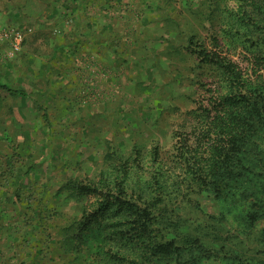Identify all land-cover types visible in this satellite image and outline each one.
Instances as JSON below:
<instances>
[{
    "label": "rangeland",
    "instance_id": "rangeland-1",
    "mask_svg": "<svg viewBox=\"0 0 264 264\" xmlns=\"http://www.w3.org/2000/svg\"><path fill=\"white\" fill-rule=\"evenodd\" d=\"M75 2L0 0V83L28 93L0 90V264H75L66 226L97 196L75 197L67 181L97 179L107 154L138 143L179 173L177 197H198L205 222L218 217L234 235L235 252L193 264H264V121L222 103L224 68L195 50L264 82V33L249 24L264 18V0ZM7 28L22 33L18 46ZM242 136L252 160L235 166L236 180L216 163L218 196L205 185L191 193L186 170L197 153L212 158L206 142L225 154L231 143V155Z\"/></svg>",
    "mask_w": 264,
    "mask_h": 264
},
{
    "label": "trees",
    "instance_id": "trees-1",
    "mask_svg": "<svg viewBox=\"0 0 264 264\" xmlns=\"http://www.w3.org/2000/svg\"><path fill=\"white\" fill-rule=\"evenodd\" d=\"M249 24L264 33V18ZM195 50L203 60L207 57L216 60L224 68L229 92L221 98L222 103L240 101L241 108L253 106L260 115L256 121L262 123L263 80L260 84L251 85L250 79L236 66L222 62L206 49ZM256 59L264 62L263 55ZM0 90L28 95L26 91L4 83H0ZM251 140L245 136L236 138L239 147L234 148L231 155V143L225 154L224 148L220 152L213 142H206L212 147V158L205 161L197 153L200 165L192 163L186 170L190 192L199 196L205 185L218 196L219 187L215 182L218 168L215 164L226 166L225 173L231 179L233 174L236 180L235 166L242 164L245 158L252 160L251 152L243 145ZM141 144L144 145L138 143L130 151L107 154V168L87 184L78 178L67 181L66 188L75 197L97 196V205L92 211L87 213V206L81 205L80 210L84 209L81 218L66 226L62 249L74 255L75 264H193L196 256L200 257L199 254L204 252L217 254L225 248H228L225 249L227 253L235 252L232 249L234 235L228 232L224 223H220L222 219L216 217V220H207L206 223L198 197H177L183 193V188L177 180L171 179L179 173L164 170L158 164V152L149 153ZM215 153L221 157H214ZM207 162L211 167L206 170ZM204 175L213 176L214 180ZM228 195L226 193L224 197L228 198Z\"/></svg>",
    "mask_w": 264,
    "mask_h": 264
},
{
    "label": "built area",
    "instance_id": "built-area-1",
    "mask_svg": "<svg viewBox=\"0 0 264 264\" xmlns=\"http://www.w3.org/2000/svg\"><path fill=\"white\" fill-rule=\"evenodd\" d=\"M6 35L11 34V38L16 42V45L18 46L22 40H23V35L21 32H19L18 30H15L13 28H7V30L5 31Z\"/></svg>",
    "mask_w": 264,
    "mask_h": 264
},
{
    "label": "crops",
    "instance_id": "crops-1",
    "mask_svg": "<svg viewBox=\"0 0 264 264\" xmlns=\"http://www.w3.org/2000/svg\"><path fill=\"white\" fill-rule=\"evenodd\" d=\"M72 2H73V4L75 5V6H77V3L75 2V0H72ZM73 9H75L74 7H72Z\"/></svg>",
    "mask_w": 264,
    "mask_h": 264
}]
</instances>
